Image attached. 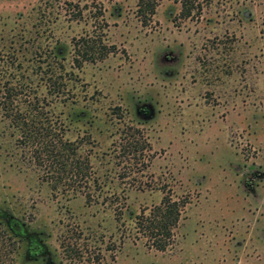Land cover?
I'll list each match as a JSON object with an SVG mask.
<instances>
[{"label": "rangeland", "instance_id": "1", "mask_svg": "<svg viewBox=\"0 0 264 264\" xmlns=\"http://www.w3.org/2000/svg\"><path fill=\"white\" fill-rule=\"evenodd\" d=\"M190 1L156 0L142 23L136 0H0L14 61L35 48L63 64L58 95L28 91L101 182L88 201L51 188L0 113V215L23 228L11 264H264V0ZM79 36L110 51L76 65ZM125 132L148 147L123 153ZM164 193L184 205L160 250L134 220Z\"/></svg>", "mask_w": 264, "mask_h": 264}, {"label": "trees", "instance_id": "2", "mask_svg": "<svg viewBox=\"0 0 264 264\" xmlns=\"http://www.w3.org/2000/svg\"><path fill=\"white\" fill-rule=\"evenodd\" d=\"M179 2L180 12L183 15L190 14L192 2ZM155 5L156 0H136V13L142 23L149 20ZM4 45L0 42V113L7 118L20 146L27 152L23 157L28 163L44 169L45 179L51 188L61 184L65 186L63 189L82 191L87 201L95 199L91 191L101 188V182L91 170L88 154L81 150L82 141L79 138L63 137L62 130L59 132L49 118L51 106L43 109L44 106L38 104L35 95L38 87L44 90L40 99H45L48 95H58L64 89L63 64L56 59L52 50L41 56V52H36L35 48L28 49L32 53L25 58H18L15 62L13 54L16 50H9V47L3 49ZM72 46V60L76 65L83 60L101 58L110 51V46L90 36L72 38ZM2 51L7 53L3 54ZM54 63H57V73L52 68ZM29 88L36 90H32L33 94L30 95ZM130 134L132 133L125 132L118 141L123 153L131 154L148 147L149 143L144 136L137 138ZM183 205V200L164 193L158 203L153 204L146 212L142 210L135 215V233L142 235L150 246L164 249L173 243L172 229L178 222ZM14 223L20 224L13 217L6 220L0 215V264H11L13 261L15 237L20 232L19 226Z\"/></svg>", "mask_w": 264, "mask_h": 264}, {"label": "flooded vegetation", "instance_id": "3", "mask_svg": "<svg viewBox=\"0 0 264 264\" xmlns=\"http://www.w3.org/2000/svg\"><path fill=\"white\" fill-rule=\"evenodd\" d=\"M15 224V223H14ZM16 225V224H15ZM16 226H19L20 228V232L19 234H22V226L21 224L19 225H16ZM42 250H44L42 244L39 242V240L37 238H32L27 246V250H26V253L27 254H30L31 256H37L38 252H41Z\"/></svg>", "mask_w": 264, "mask_h": 264}]
</instances>
